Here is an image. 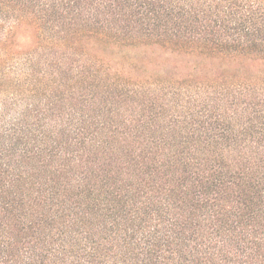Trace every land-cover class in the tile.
Here are the masks:
<instances>
[{
  "label": "trees",
  "instance_id": "1",
  "mask_svg": "<svg viewBox=\"0 0 264 264\" xmlns=\"http://www.w3.org/2000/svg\"><path fill=\"white\" fill-rule=\"evenodd\" d=\"M0 264H264V0H0Z\"/></svg>",
  "mask_w": 264,
  "mask_h": 264
}]
</instances>
